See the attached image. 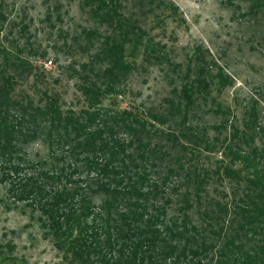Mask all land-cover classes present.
<instances>
[{
    "label": "trees",
    "instance_id": "16d2710c",
    "mask_svg": "<svg viewBox=\"0 0 264 264\" xmlns=\"http://www.w3.org/2000/svg\"><path fill=\"white\" fill-rule=\"evenodd\" d=\"M122 2L80 0L93 26L82 28L78 38L88 59L73 70L85 102L77 113L63 111L59 96L47 89L40 93V104L26 93L16 94L18 80L29 78L36 67L18 48L12 52L4 47L0 38V182L20 173L19 163L33 165L20 154L42 134L60 150L61 159L70 158L90 177L84 186L67 188L60 182L69 177L63 169L33 172L36 176L20 179L17 199L37 205L41 225L72 263L264 264V151L254 145V118L244 130L229 126L230 134L219 143L228 160L217 167L182 163L187 155L196 158L202 148L213 146L187 122L197 97L204 99L212 87L218 93L231 85L223 67L213 64L212 73L203 55H194V66L183 76L186 82L159 111L103 106L105 97L124 93L139 58L173 72L180 69L141 26L155 9L173 13L176 8L162 0H135L138 14L126 15ZM251 3L253 13L264 10V0ZM5 21L0 7V34ZM156 135L165 137L169 147L157 143ZM177 147L183 151L176 168L183 181L174 185L171 177L178 171L167 167L156 176V167L159 156ZM40 179L47 181V190ZM55 181L58 185L51 186ZM214 182L230 183V191L211 195ZM96 194L102 195L98 205L92 200ZM170 207L176 212L168 213Z\"/></svg>",
    "mask_w": 264,
    "mask_h": 264
},
{
    "label": "rangeland",
    "instance_id": "374dc122",
    "mask_svg": "<svg viewBox=\"0 0 264 264\" xmlns=\"http://www.w3.org/2000/svg\"><path fill=\"white\" fill-rule=\"evenodd\" d=\"M134 1L123 0L126 15L138 14ZM162 1L173 5L175 11L155 9L154 16L140 18L141 26L160 44L172 62L180 66L179 71L173 72L165 64L147 65L139 58L137 69L123 87L124 93L117 98L105 97L103 106L113 110L134 109L138 113L147 109L162 110L166 105L164 100L173 98V90L186 82L183 76L188 66H194V55H203L212 73L216 72L215 66L223 67L232 83L218 93L212 87L204 99L197 97L187 125L198 127L213 146L210 150L202 148L196 158L187 155L182 163L217 167L223 160H228L219 143L230 134L229 126L244 130L245 123L253 118L256 122L254 145L264 151V10L253 13L251 0ZM79 3L80 0H0L1 11L6 16L0 34L2 45L12 52L18 48L22 58L36 67L29 78L18 80L16 94L26 93L40 104V93L47 89L59 96L63 111L77 113L85 108L77 90L78 77L73 70L79 71L78 65L88 59L87 53L77 44L82 28L92 27L93 22ZM30 48L36 55L29 53ZM48 61L52 65L45 68ZM167 126L156 125V129L166 131L169 130ZM37 136L20 154L33 165L19 163L22 171L17 175L8 174L0 182V264H74L63 257L55 240L41 225L37 205H32L28 199H17L16 190L21 181L34 175L33 172L52 173L63 169L69 177L60 182L67 188L84 186V180L87 182L90 175L70 158L61 159L60 150L55 144L50 146L42 134ZM156 142L167 147L171 144L159 135H156ZM168 152L159 156L156 176L162 175L167 167L177 168V156H182L183 151L177 147ZM72 168H76L75 171ZM182 177V171L174 172L172 183L178 184L179 180L183 181ZM40 182L47 190V181L40 179ZM52 183L51 186L58 185L57 181ZM171 186L169 184L168 188ZM230 188L228 182L223 185L214 182L209 191L215 196L214 190L229 192ZM101 199L102 195L96 194L92 200L98 205ZM175 212L172 207L168 209L170 214Z\"/></svg>",
    "mask_w": 264,
    "mask_h": 264
},
{
    "label": "built area",
    "instance_id": "2783aa9c",
    "mask_svg": "<svg viewBox=\"0 0 264 264\" xmlns=\"http://www.w3.org/2000/svg\"><path fill=\"white\" fill-rule=\"evenodd\" d=\"M51 65H52L51 61H48L44 64L45 68H49L51 67Z\"/></svg>",
    "mask_w": 264,
    "mask_h": 264
}]
</instances>
